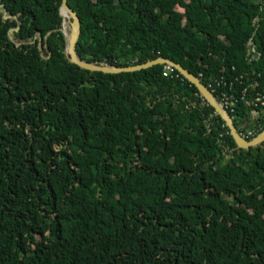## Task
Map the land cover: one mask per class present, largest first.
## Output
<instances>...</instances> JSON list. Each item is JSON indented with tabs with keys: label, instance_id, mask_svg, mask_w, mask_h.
Instances as JSON below:
<instances>
[{
	"label": "trees",
	"instance_id": "16d2710c",
	"mask_svg": "<svg viewBox=\"0 0 264 264\" xmlns=\"http://www.w3.org/2000/svg\"><path fill=\"white\" fill-rule=\"evenodd\" d=\"M67 2L84 61L264 87V0ZM61 3L0 0V264H264V142L238 147L178 70L72 62Z\"/></svg>",
	"mask_w": 264,
	"mask_h": 264
},
{
	"label": "water",
	"instance_id": "95a60500",
	"mask_svg": "<svg viewBox=\"0 0 264 264\" xmlns=\"http://www.w3.org/2000/svg\"><path fill=\"white\" fill-rule=\"evenodd\" d=\"M60 12L64 17L62 31L65 36L66 41V53L69 55L70 60L82 68H86L92 71H103L106 73H120L126 71H135L143 68H148L154 66L156 64H164L168 63L174 66L188 81L194 84L205 101L210 104L215 111L224 119L227 126L230 129V133L232 134L234 140L236 141L238 147L248 149L252 146H257L264 142V131L258 134L251 140H247L244 138L237 127L233 122V118L229 114V112L221 105L219 100L214 96V94L208 89V87L202 82L199 76H196L188 69H186L180 63H177L171 59L165 57H158L156 59L147 61L145 63L130 65V66H116V65H99L92 62H87L82 59L77 54L76 44L81 32V21L78 14L68 5L67 0H62ZM65 16H68V20L70 22L71 28L70 31H67V23ZM69 33V34H68Z\"/></svg>",
	"mask_w": 264,
	"mask_h": 264
},
{
	"label": "built area",
	"instance_id": "2783aa9c",
	"mask_svg": "<svg viewBox=\"0 0 264 264\" xmlns=\"http://www.w3.org/2000/svg\"><path fill=\"white\" fill-rule=\"evenodd\" d=\"M253 50H255L254 47ZM175 70L177 69L171 64H163L164 76H172L175 74V76L178 77L179 74L175 73ZM232 70L235 72L236 67L232 66ZM243 78L244 73H235L234 76H226L225 74H221L219 76L211 75L208 77V89L214 94L216 98H220L219 102L229 112L230 115L231 113H236L240 101H246V103L259 107L260 109L264 108V87L261 90H257L250 101L247 99L248 88H243L240 92H238V84L243 83ZM253 86L256 87V83H254ZM252 111L253 113L256 112L254 109ZM231 117L233 118L232 115ZM245 133L247 136L253 137L257 134V131L253 128L245 131Z\"/></svg>",
	"mask_w": 264,
	"mask_h": 264
},
{
	"label": "bare ground",
	"instance_id": "6f19581e",
	"mask_svg": "<svg viewBox=\"0 0 264 264\" xmlns=\"http://www.w3.org/2000/svg\"><path fill=\"white\" fill-rule=\"evenodd\" d=\"M65 19H66V23H67L68 16H65ZM67 27H68V26H67ZM67 31H68V30H67ZM68 34H69V33H68ZM263 131H264V130H263ZM263 131H261V132H263ZM261 132H260V133H261ZM260 133H259V134H260ZM241 135H242V134H241ZM257 135H258V134H257ZM257 135H256V136H257ZM242 136H243V135H242ZM256 136H255V137H256ZM243 137H244V136H243ZM244 138H245V137H244ZM253 138H254V137H253ZM253 138H252V139H253ZM246 139H247V138H246ZM247 140H249V139H247ZM250 140H251V139H250Z\"/></svg>",
	"mask_w": 264,
	"mask_h": 264
},
{
	"label": "rangeland",
	"instance_id": "374dc122",
	"mask_svg": "<svg viewBox=\"0 0 264 264\" xmlns=\"http://www.w3.org/2000/svg\"><path fill=\"white\" fill-rule=\"evenodd\" d=\"M68 24H70L69 20H67V24H66V25L68 26ZM67 28H68V27H67ZM70 28H71V25H70ZM67 30H68V29H67ZM68 32H69V31H68Z\"/></svg>",
	"mask_w": 264,
	"mask_h": 264
}]
</instances>
